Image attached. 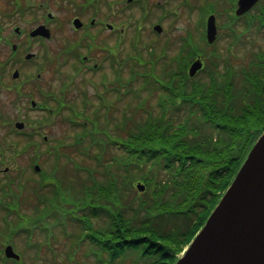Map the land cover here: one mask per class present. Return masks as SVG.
I'll use <instances>...</instances> for the list:
<instances>
[{"label": "trees", "instance_id": "trees-1", "mask_svg": "<svg viewBox=\"0 0 264 264\" xmlns=\"http://www.w3.org/2000/svg\"><path fill=\"white\" fill-rule=\"evenodd\" d=\"M258 10L252 16L234 15L224 24L235 41L251 30L264 35L263 0ZM185 41L173 54L175 42L147 47V55H127L126 75L117 63L110 86L83 98L85 105L93 102V111L65 114L82 126L74 142L80 168L67 152L69 134L54 135L55 141L38 152L46 155V162L54 156L56 172L74 171L47 192L41 190L44 198L27 219L31 228L25 232L38 227L47 235L51 264L61 256L51 231L55 224L73 226V244L87 248L82 254L66 252L62 259L67 264L71 257L79 264L92 254L93 264H174L263 132L264 46H253L239 65L231 62V55L221 64L216 48L202 49L210 62L191 77L187 68L197 44ZM68 100H61L62 106L70 105ZM138 180L146 183V190L137 188ZM44 243L35 242L38 252L29 264L43 261L39 249ZM16 264H25V257Z\"/></svg>", "mask_w": 264, "mask_h": 264}, {"label": "rangeland", "instance_id": "rangeland-1", "mask_svg": "<svg viewBox=\"0 0 264 264\" xmlns=\"http://www.w3.org/2000/svg\"><path fill=\"white\" fill-rule=\"evenodd\" d=\"M12 0H0V23L2 25V34L4 36V40L1 41L0 38V61H6L10 54H11V44L9 43L6 39H9V37L12 38L13 41H24L23 38L20 39L13 34L14 29L17 25H20L23 28H30L32 27L34 23V18L38 15L37 12L31 13V14H26L25 18H21L18 14L16 15H10L11 12H13V7L14 5L11 3ZM27 2L31 0H26ZM39 1H43L48 5V9L54 13L56 16L58 15V20L51 21V27H52V36L50 38H47L45 40V46L40 45L39 42L33 43L31 46V49L35 52H42V54L47 53L49 51L50 55H55L57 54L58 51H63L65 50L69 45L70 41L72 38L78 37L75 35L72 31L71 26L69 25L68 19L72 16L71 15V5L70 4H65L64 0H32V3H36ZM198 1L199 4H202L204 0H160L161 4L165 7L169 6L170 4H175L176 7H173L172 9V14H168L166 17L163 19V26L164 30L162 34H157L155 35L153 32V24H155L159 17L158 15L160 14L161 11H159L157 14L149 15V17L143 22L142 25V35L140 38V42H147L149 40H155V44H164V42L168 41L170 38V42L173 44V47L170 50V54L175 53L179 49V45L182 42V39L187 36V34H191L192 39L195 40L196 44L199 45V32L197 30V26H199L200 23V17L198 18L197 22V15L195 13V10H192L197 6L196 2ZM203 9H207L204 7V3L201 5ZM92 8V7H91ZM106 9V7H105ZM105 11V10H104ZM110 11V10H109ZM90 12V11H89ZM87 12L89 15L90 13ZM100 13L102 14V10H100ZM133 14H135V17H140L141 11L139 9H134L132 11ZM88 15H84V18H87ZM110 20L113 21L114 15L110 14ZM120 20V18H118ZM124 22H128V18L123 17ZM33 20V21H32ZM62 22V24H61ZM116 23V21H114ZM117 29L120 26V23H116ZM133 27L128 28L126 31V41L124 39V42L122 44L123 49L125 48L124 52L127 55L134 54L136 52V49L134 48L133 44L135 41L134 37V30H132ZM191 31L192 33H188ZM106 35V41L108 44H114L117 41V32L116 31H107L105 32ZM70 38V39H69ZM124 38V36H123ZM122 38V39H123ZM231 38L225 34L222 36L219 42H217L216 47L220 55H222V58H219L220 63L222 64L224 61V58L228 55H231V62L235 65H239L246 61V59L249 57L252 52L253 46H260L264 45V35L261 33H255V32H250L246 37H244V40L238 44H236L233 47L232 54L228 53V46L231 44L230 42ZM98 42L100 41V38L97 40ZM139 47H142V43H139ZM84 54H89L90 49L88 47H83ZM42 49V50H41ZM47 50V51H46ZM210 51V50H209ZM104 53V52H103ZM225 56H224V55ZM97 55V49L91 54V56ZM102 54H100L101 56ZM76 58V57H75ZM41 59H37L36 63H40ZM92 61V60H91ZM64 59H59L53 62H48L46 61L45 66H41V69H38L42 73V83L44 87L47 90V98L49 97L50 93H58L59 91L63 90L64 88V80L73 78L75 81V85L72 86V90H70L69 97L70 99L72 96L74 97V103L78 102V104L81 102V96L80 94L82 93L83 89H87L89 92L93 90V84L92 82H98L102 78V74L105 73L110 77L111 79L114 78V75L112 73V65L109 60L105 62V67L98 72H93L89 70H81L79 71L78 69L75 70L76 64H78L79 60L73 59V60H68L66 63H63ZM87 66H93V63L86 64ZM37 69V64H35L32 67H27L25 70H27V73L30 74H35ZM14 70V67H12L9 70L8 75L6 76L7 82H13V79L11 78V73ZM92 82H91V81ZM33 89V86H24V91H30ZM8 90V89H7ZM0 97L3 101L6 103L3 105L4 110L6 111L7 115L11 114L13 117L16 119H22L23 117H29L31 118L29 124L28 132L33 133L35 131V122L33 119L35 118H41L43 117L42 115L44 113L37 111V110H32L28 107L29 104L28 101L26 102L25 98H22L19 102L16 101L18 99L16 97V92L14 88L12 90L8 91H1L0 92ZM35 97L38 98V94H35ZM135 101H138L136 99ZM126 103V101H124ZM123 102V103H124ZM18 113H20L19 116ZM22 113V115H21ZM65 120L69 123H62V122H57L59 121L57 118L54 121H48L45 126L44 132L54 134L56 137H63V135L69 134L70 136H66L67 142L71 141V146L67 149V152H70L71 156L74 154L75 157H77V153L74 152L76 150V144L74 142L78 141L76 136L77 134H74L73 138V130L76 131L79 127L75 126L76 124H72L70 120L65 116ZM80 120H84L82 117ZM76 122V121H75ZM1 131L4 134L9 133L8 131L10 130V123L4 124L2 123ZM38 125V124H37ZM48 125V126H47ZM73 127V130L70 128ZM82 127V126H81ZM71 131V133H70ZM3 137V136H2ZM73 138V139H72ZM77 145H79L77 143ZM83 145V144H82ZM33 147H29L27 151L23 153L21 156H16L15 159L10 163L8 162L13 168L16 166V168H22L25 169V172L27 171L28 174L27 176L31 179L39 180L41 175L33 169ZM69 154V153H68ZM78 159H80L78 157ZM82 164L86 163L85 161H81ZM0 164L3 165L1 168H4L6 164ZM39 164L42 165V161L40 160L38 162ZM52 165V162L50 163ZM50 167V166H49ZM46 168V166H45ZM77 168H80L77 166ZM14 170V169H12ZM12 179L14 182L18 181V176L22 172H18V170L12 171ZM25 172L23 174L25 175ZM74 171L66 172L65 175H63L65 178L67 177H73L70 174H73ZM79 173V172H78ZM85 176V172H81ZM47 179H54L55 182L59 185V182L56 181V178L54 177V173L50 172V174H45ZM80 174H78L79 176ZM6 176V175H4ZM48 176V177H47ZM77 176V178H78ZM8 178L7 177L4 179L6 181ZM3 177L0 178V181H2ZM33 186H35L33 184ZM23 191V190H22ZM5 191H0V195L4 194ZM52 194V193H51ZM15 202V207L17 208L16 210V217L13 215L12 220L13 221H6V223L1 225L0 222V242L6 240L9 237V232L16 228L19 221L18 218H24L25 215H27L29 212L33 213V209L37 206V196H36V190L34 188L30 189L28 188L27 190H24L23 192H20V190L16 186H12L10 189V203ZM28 212V213H27ZM52 233L57 237L58 239L56 240L57 244V252L60 258L57 261H52V264H67L68 260H63L62 257L64 258L66 255V252H69L71 249L69 248V243L72 242L73 238L77 235L76 229H74L73 226L68 224V227L66 229V232H63L61 228L56 226H52ZM24 237V235L22 234ZM23 237L18 236L14 239L16 242V248L18 250H25L27 248V244L24 240ZM18 238V239H17ZM17 239V240H16ZM43 241V238H38L35 237L32 242L36 241ZM31 252L27 253V256L25 257V264L32 263L35 259H32L33 256L36 253V249L32 248L29 246ZM73 250V249H72ZM77 251L78 253L82 254L83 252L87 251V248L84 247L83 245L77 246ZM39 253H41L44 256V259L40 264H51L50 260L48 259V252L46 249V246H43L42 249L39 250ZM77 253V254H78ZM84 256V255H82ZM95 256L92 254L90 257L89 255H86L85 258L82 257V259L79 262V264H88V263H94L95 261ZM32 259V260H31ZM71 264H78L76 261V258L73 257L71 259ZM124 264V263H122ZM126 264H130V261L127 262Z\"/></svg>", "mask_w": 264, "mask_h": 264}, {"label": "water", "instance_id": "water-1", "mask_svg": "<svg viewBox=\"0 0 264 264\" xmlns=\"http://www.w3.org/2000/svg\"><path fill=\"white\" fill-rule=\"evenodd\" d=\"M256 1L240 0L238 13ZM40 29L35 33L50 35L49 29L44 26ZM216 33L215 18L210 16V42L214 41ZM202 65V60L194 61L191 74ZM17 125L22 127L24 124L18 122ZM6 253L20 258L12 246L7 247ZM174 264H264V131L204 225Z\"/></svg>", "mask_w": 264, "mask_h": 264}, {"label": "flooded vegetation", "instance_id": "flooded-vegetation-1", "mask_svg": "<svg viewBox=\"0 0 264 264\" xmlns=\"http://www.w3.org/2000/svg\"><path fill=\"white\" fill-rule=\"evenodd\" d=\"M152 1V0H151ZM173 4H170L169 6H167L166 8L170 7ZM238 6V0H235V3L233 4V0H231V3L229 1L225 2L224 5L222 6V8L220 9L221 11H223V15L224 16H230V14H232V12L236 11V8ZM32 10L34 12H37L39 14V18H37L34 21V25L28 29L23 28V27H19L15 28V36L17 38L20 37L24 39V41H13L11 37H9V39L11 40L12 44H11V54L9 56V58L6 61H0V92L1 91H8V90H12V88H14L15 92H16V97L18 99H16V101H20L22 98H25L26 102L28 101L27 104L28 107L32 110H37L40 111L42 113L46 112L47 109V90L44 87L42 80V73L40 70L41 66H45V57L42 54V52H35L31 49V46L33 43L39 42L40 45L45 46V40L46 37H43V35H31V32L39 25L41 24H46L48 26L51 27L50 22L47 21L46 19V7H43L42 5H39L37 7H32ZM104 13L108 11V9H104ZM252 12L254 11V7L252 9H250L248 12ZM247 13V12H246ZM246 13H244L243 15H246ZM109 14V13H108ZM107 14V15H108ZM248 14V13H247ZM75 16H73L72 19H69V25L73 24L72 21L74 19ZM107 18V16L105 18H103V20H99L98 22L96 21V19H91L89 20L87 26H85L86 21H84V25L81 26L80 28H75L73 25L71 26L73 33L77 36H81L82 33L85 32V30L90 27L92 30H98V37L102 38L103 40L106 39V35L105 32L106 30L103 27V24H107L109 21L105 20ZM52 28V27H51ZM15 46V47H14ZM105 48V43H97L95 46L94 51L97 49V55H95V59L94 60H90V54H92L94 51H91V53L89 55H85L84 59L87 62H92L93 66L91 68L86 67V66H82V68L84 70H89V71H94V69L99 68V66L101 65L102 62L105 61V55H104V49ZM42 50V49H41ZM31 51H33V53H35L36 55H34L33 57H27V54L30 53ZM104 52V53H103ZM100 54H102L100 56ZM41 59L40 63H36L37 59ZM75 59L74 57H71L70 60ZM93 59V58H92ZM35 64H37V69L35 74H30L27 73L28 71L25 70V68L32 67ZM14 67V70L11 73V78L13 79V82H7L6 80V76L9 73V70ZM40 69V70H38ZM82 69V70H83ZM14 73H17L16 76L14 75ZM24 86L25 87H29V86H33V89L30 91H24ZM8 89V90H7ZM35 94H38V98L35 97ZM52 93L50 94V96L52 97ZM33 102H35V104H33ZM5 101H2L1 99V106L3 107V105L5 104ZM20 103V102H19ZM20 113H18L17 116H19ZM22 115V113H21ZM26 116V115H25ZM3 172H0V178L3 177V174H1ZM2 194L0 195V222L4 223L5 219H10L11 217H7L5 215L6 212V202H5V197L1 198ZM10 245V243H6L2 245V248L4 250V254H5V249L6 247Z\"/></svg>", "mask_w": 264, "mask_h": 264}]
</instances>
